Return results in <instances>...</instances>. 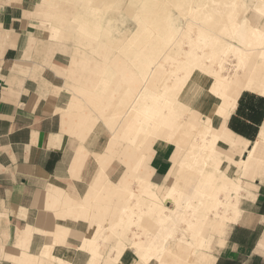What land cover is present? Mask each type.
<instances>
[{"label":"bare ground","instance_id":"bare-ground-1","mask_svg":"<svg viewBox=\"0 0 264 264\" xmlns=\"http://www.w3.org/2000/svg\"><path fill=\"white\" fill-rule=\"evenodd\" d=\"M85 1L90 16L72 14L61 34L75 39L73 23L78 22L71 66H80L83 74L77 80L71 108L81 109L83 104L97 114L107 130L111 161L122 164L121 156L128 161L122 165L124 179L117 182L129 186L113 192L108 203L101 200L92 207L91 216L99 219L95 228L92 221L78 248L89 255L87 264H99L105 258L115 264L99 252L107 237L101 240L106 230L98 222L108 210V231L124 241L119 264L129 256L135 264V252L130 249L143 255V264H157L173 238L187 246L194 243L196 259L191 256L190 264H213L214 258L207 253L212 235H220L225 224L236 221L238 197L254 188L253 180L264 169V131L243 149L225 139L221 128L242 91L264 96V61L260 62L264 59V0H181L175 6L178 23L168 15V5H159L164 8L159 10L151 7L153 3L150 6L156 0H140L134 12L126 4L128 20L136 24L123 34L122 25L113 27L112 18L98 15L99 4L90 9L93 0ZM99 1L108 6L116 0ZM122 1L114 2L116 10H122ZM67 2L57 0L55 5L67 9ZM46 7L49 12L54 10ZM61 17L55 18L59 25L64 20L60 21ZM79 54L83 58L76 61ZM183 123L181 133L187 145L175 147L176 178L171 186H154L149 182L148 166L152 145L171 142ZM121 142L125 143L122 147ZM102 176L111 182L104 171ZM198 181L206 182L212 190L193 192ZM219 190L226 194L220 197ZM190 191V195L197 194L195 201L191 202ZM65 232L57 228L53 236L57 239ZM178 232H183V237ZM126 242H131L129 247ZM54 244L44 248V257L68 264L52 256ZM87 244L89 248H85Z\"/></svg>","mask_w":264,"mask_h":264},{"label":"crops","instance_id":"crops-1","mask_svg":"<svg viewBox=\"0 0 264 264\" xmlns=\"http://www.w3.org/2000/svg\"><path fill=\"white\" fill-rule=\"evenodd\" d=\"M24 5V0H0V264H59L42 254L54 242V258L87 264L89 255L78 246L99 219L91 209L101 200L108 203L118 188H128V182H117L128 161L123 156L122 164L111 161L107 130L91 109L71 108L81 67L71 66L69 47L50 46L55 41L39 51L38 37L28 33ZM221 128L231 143L250 147L264 131V96L242 91ZM175 147L182 148L178 136L152 145V185L173 184ZM102 171L111 182L103 180ZM263 174L264 169L248 196L238 200L237 220L211 238L207 253L213 264H264ZM110 216L106 210L105 221L98 222L107 233L99 252L117 264L123 251L108 231ZM57 228L66 232L55 239ZM130 258L121 264H131Z\"/></svg>","mask_w":264,"mask_h":264},{"label":"rangeland","instance_id":"rangeland-1","mask_svg":"<svg viewBox=\"0 0 264 264\" xmlns=\"http://www.w3.org/2000/svg\"><path fill=\"white\" fill-rule=\"evenodd\" d=\"M57 0H24V2H25V5H24V8L25 9H28V11H27V15H26V17H28V21H29V23L31 24L30 26L32 27V29H29V31H28V33H31L32 35H35V36H37L38 37V46H39V51L42 53V52H44V48H45V46H47L48 45V43L49 42H53V41H55V42H53V43H55V44H57V46L59 47V48H57V50H61L60 48H66V46L67 47H69V49H67V50H70L69 52L71 53V51H73V55H76V53L74 52V49H75V47L77 46V40H75V39H77V35H76V31H79L78 30V22H75L74 21V23H73V29H75L74 31H73V33H74V36H75V39L73 38V37H64V38H62V36H61V34L64 32V27L67 25V23L69 22V19L70 18H72L73 16H75V17H77L78 15H84V16H90V15H88V13H89V9H86L85 7L87 6V5H85L86 4V2L87 1H85V0H68V2L66 3V4H64V6L67 8V9H65V8H58V7H56V5H55V2H56ZM83 1H85L84 3H82ZM113 1V0H112ZM138 1H140V0H128V2H127V0H123L122 2H121V4H122V10L120 9H118V10H116L115 8H116V5H114L115 3H117V0L116 1H113V5H105L106 6V9H104L105 8V6H102V5H100L101 3H100V1L99 0H93L92 2H90L91 4L89 5V7H91L90 9H97V8H99L98 9V15H101V16H103V17H105V16H109L110 18H112L113 19V27H119V25L118 24H120V25H122V27L120 28V29H122V33L121 34H123V32L124 33H128V32H130V30L132 31V29L133 28H135L134 26H135V22L132 20V22L130 21V20H128V17L130 16V13L128 12L129 10H128V6L129 5H126V4H130V6H129V9L131 10V11H135V8L137 7V4L139 3ZM157 1V2H156ZM155 2L153 1V2H151V4H150V6L152 5V3H153V5L151 6V7H156V8H158L159 10L160 9H164V8H162V7H165L166 5H168V6H166L165 7V9H169V10H167L169 13H168V15L173 19H177V17H179V12L177 11V7L175 8V6L176 5H178L180 2H181V0H171L172 2L169 4V3H166V2H162L163 0H156ZM174 1V2H173ZM178 1V2H177ZM115 2V3H114ZM131 2V3H130ZM138 2V3H137ZM176 2V3H175ZM82 3V4H81ZM99 4V5H97V4ZM76 4V5H75ZM105 4H106V2H105ZM112 4V3H111ZM158 4V5H157ZM163 4V5H162ZM166 4V5H165ZM173 4V5H172ZM92 5V6H91ZM97 5V6H96ZM135 5V6H134ZM159 5H161L162 7H160L159 8ZM46 6H50V7H54V10L52 11V12H49V7H46ZM82 8H81V7ZM97 8H96V7ZM100 6V7H99ZM112 6V7H111ZM126 8H125V7ZM171 6H172V8H171ZM94 7V8H93ZM123 7L125 8V9H123ZM131 7V8H130ZM102 8V9H101ZM109 8V9H108ZM102 10H103V14H102ZM124 10L126 11V12H124ZM172 10V12H170ZM101 11V12H100ZM122 11V12H121ZM130 11V12H131ZM177 11V12H176ZM133 12H131L132 14H133ZM146 12V11H145ZM77 13V14H76ZM121 13V14H120ZM129 13V14H128ZM144 13V12H143ZM72 14H73V16H72ZM108 14V15H107ZM118 14H120V15H122V16H118ZM164 14V13H163ZM172 14V15H171ZM175 14V15H174ZM47 15L48 16H50L51 18H47ZM117 15V16H116ZM177 15V16H176ZM247 15H249V14H247ZM58 16H64V17H61V19H60V21L62 20V19H64V20H62V25H59L58 24V22H57V20L55 19L56 17H58ZM165 16V15H164ZM120 17V18H119ZM119 18V19H118ZM122 18L123 19H125V20H123L122 21ZM115 19V20H114ZM126 19H127V23H124L125 21H126ZM78 21V20H77ZM161 21V20H160ZM176 21V20H175ZM252 21V20H251ZM120 22V23H119ZM135 24H134V23ZM177 23H178V19H177V21H176ZM182 22V21H181ZM180 22V23H181ZM122 23V24H121ZM128 23H129V25H128ZM163 23V20H162V22H160L159 24H160V26H161V24ZM125 24V25H124ZM147 24H148V22H147ZM158 24V25H159ZM124 26V27H123ZM126 26V27H125ZM128 27H130V28H128ZM131 27H133V28H131ZM130 29V30H129ZM118 34L116 33L115 34V36H117ZM65 36V35H64ZM119 36V35H118ZM120 37V36H119ZM72 38H73V40H72ZM56 51V50H55ZM83 51H87V49H85L84 48V50ZM53 53H54V51H53ZM72 55V56H73ZM86 55V54H85ZM79 56L80 57H82V55H80L79 54ZM87 56V55H86ZM77 58V57H76ZM79 58V57H78ZM82 58H80V60H81ZM261 61H264V59L262 58V59H260V62ZM74 67H77V66H74ZM79 67V66H78ZM114 69V68H113ZM71 70H73V69H71ZM114 71H116L115 69H114ZM83 74V69L82 68H80V75H79V77L77 78V80L78 79H80L81 78V75ZM95 113V112H94ZM96 114V113H95ZM96 116H97V114H96ZM98 117V116H97ZM98 119H99V117H98ZM187 120H189V118H186ZM100 120V119H99ZM184 124L185 123H183L181 126H180V128L177 130V132L174 134V136H178V138H180V140H181V144H182V147H185L186 145H187V141H186V139L182 136V133H181V131H182V127L184 126ZM197 124V123H196ZM243 149L245 148V149H248L249 148V145H247V146H244V147H242ZM174 161H176L175 160V158H174ZM224 166V165H223ZM259 178V177H258ZM196 183H198V185L196 184ZM196 183H194V184H196V186L195 185H193V186H195L194 187V189H193V187H192V191L193 192H195L194 190L195 189H198V188H201V189H203L204 191H211L212 189H211V186L209 185V187H208V184H206V182L204 183V182H200L199 183V181L198 182H196ZM203 184H206L205 186L203 185ZM208 188H210V189H208ZM165 189V188H164ZM164 189H162V190H164ZM192 191H190V192H188V196L191 198V202L192 201H195V199L197 198V194H192V195H194V196H192V195H190L189 193H193ZM222 192H223V194H222ZM220 194V195H219ZM226 194V191L224 192V191H218L217 192V195H219L220 197H222V196H224ZM248 196V194H246L245 196H239L238 197V200H240V198H243V197H247ZM195 198V199H194ZM244 203V202H243ZM244 204H242L241 205V208H242V206H243ZM170 207L172 208L173 206H171L170 205ZM238 209H239V204H238ZM239 214H240V209H239ZM238 218V217H237ZM237 220V219H236ZM146 228L149 230L150 229V227L149 226H146ZM145 228V229H146ZM145 229H141V231L142 232H144L145 231ZM146 229V230H147ZM106 234L107 233H105V234H103V236L101 237V240H104V238H105V236H106ZM183 232L182 233H180V232H178V236L180 235V236H182L183 237ZM114 236H116L117 238H118V240H119V237L117 236V235H115V234H113ZM147 240H151V236H150V234L149 233H147ZM179 236V237H180ZM143 234L142 235H140L139 236V241H143ZM212 237H213V235H212ZM122 239V238H121ZM121 239L118 241V243L115 245V246H119L121 249H122V251H123V249L125 248L124 247V245H123V242L121 241ZM177 240V241H176ZM174 241V242H173ZM176 242V243H175ZM129 243H131V242H126V244L128 245V247H129ZM215 245H217L216 243L213 245V247H215ZM193 246H194V243H192V244H190L189 246H187L185 243H183V242H180V240H178L177 238L175 239V238H173V240H172V244H169L168 246H167V250L165 251V256H162V260H160L157 264H190V261H188V259L192 256L194 259H196L195 257H196V255L194 254V253H192V248H193ZM85 248H89V244H87L86 245V247ZM131 253H134L135 251H134V249H130L129 250ZM43 254V253H42ZM183 254H184V256H183ZM130 257V256H129ZM150 258V257H149ZM110 262L107 260V264H109ZM119 264V263H118Z\"/></svg>","mask_w":264,"mask_h":264},{"label":"snow or ice","instance_id":"snow-or-ice-1","mask_svg":"<svg viewBox=\"0 0 264 264\" xmlns=\"http://www.w3.org/2000/svg\"><path fill=\"white\" fill-rule=\"evenodd\" d=\"M134 251H135V249H134ZM135 256H136L135 264H143V255L140 252L135 251Z\"/></svg>","mask_w":264,"mask_h":264}]
</instances>
